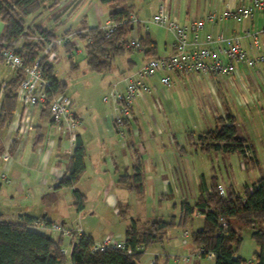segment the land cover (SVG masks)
<instances>
[{"label":"crops","instance_id":"0c3cea01","mask_svg":"<svg viewBox=\"0 0 264 264\" xmlns=\"http://www.w3.org/2000/svg\"><path fill=\"white\" fill-rule=\"evenodd\" d=\"M72 1L59 0L51 5L50 10L58 14L63 5ZM248 1L150 0L148 14L141 19L152 17L159 5H163L165 12L174 17L179 24H188L194 19L205 17L213 10L221 12ZM111 5L117 6L112 9ZM120 10L135 14L132 0L128 2L115 0L110 4L102 3L100 0H75L54 25L57 26L72 17L70 22L77 24L75 26L69 24L62 32L70 30L72 33L83 31V28H100L108 21L110 11ZM135 15L138 19L137 14ZM142 21L138 19L136 23L130 25L125 37L134 35L138 39H148L155 46L154 52L148 54L147 46L140 49H124L116 54L112 58L111 69L99 72L109 74L120 67L116 82L110 90L113 88L123 90V79L133 73L134 68L152 57L169 55L173 50L174 36L171 31L155 24L147 28ZM0 24L2 25L1 22ZM70 28L74 30L71 32ZM263 30L264 11H256L251 17H244L240 21L233 19H223L215 23L207 21L199 31L198 39L202 41L204 35L208 33L212 38L219 35L223 38H237L246 55L254 58L264 52ZM247 32L250 34L256 32L258 48L253 44L252 36L246 35ZM2 66L4 67V64L0 63V68ZM255 69L259 71V75L254 72ZM0 71L2 75V69ZM12 76L13 71L8 77L0 76V84H5ZM161 76V73H156L149 77L148 84L152 91L143 92L144 94L135 98L133 116L124 127L123 135L119 133L112 120L115 114V104L112 101L113 109L103 112L98 118L90 112L85 115L79 110L72 111L80 121L75 135L81 139L85 151L84 173L72 189L56 188V185L59 178L67 173L74 147L73 139L53 125L49 117L43 115L41 109L36 108L29 114L32 118L31 125L22 131L18 126L23 109L19 107L18 102L11 122L0 127V151L9 153L6 162L2 160L0 154V172L5 168L7 176L6 182L0 178V216L4 219H11L19 214L45 217L61 223L66 229H80L76 231V235L87 234L92 237L94 243H101L106 237L123 241L124 231L130 219L137 220L138 225L144 228L152 219L177 216L182 201L193 203L202 194V187L193 181L192 168L186 158L184 137L188 131H185V109H175L176 104L171 97L172 89L161 83ZM169 76L171 84H174L186 75L170 73ZM204 81L216 99L217 91H222L225 96L222 100H227L225 94L228 93H224L223 90L231 88L237 104H252L251 93L254 96L255 88L259 94L253 101L258 102L264 97L262 88L264 64L247 67L243 63L235 62L234 72L230 76L195 73L191 78L197 89L200 86L205 87ZM66 91L65 89L68 95ZM152 92L160 96L167 109H146L157 100L150 96ZM238 94L242 95V100L238 99ZM246 97L250 98V102L246 101ZM223 113L224 115L219 116L228 115L225 109ZM188 141L190 144L193 142L189 139ZM193 149L196 152H207L194 146ZM251 150L253 160L259 163L256 151L253 147ZM136 162H139L142 173V189L139 195L131 182H118L119 176L131 174ZM202 180L206 190L213 181L223 188L228 185L216 182L213 178L208 182V178L204 176H201ZM230 187L232 186L229 184L227 188ZM73 190L83 195V208L79 211L75 208ZM119 204L126 208L124 216L119 214ZM203 218L202 214L197 215L193 212L192 220L184 228L175 226L167 229L162 241L146 248L136 264H214V256L195 255L198 247L191 242L189 236L191 231L202 226ZM37 225L33 227L35 230L49 233L42 222H37ZM58 235L55 233L54 239ZM65 242L70 244V237L62 235V246ZM252 264H256V261L254 260Z\"/></svg>","mask_w":264,"mask_h":264},{"label":"trees","instance_id":"16d2710c","mask_svg":"<svg viewBox=\"0 0 264 264\" xmlns=\"http://www.w3.org/2000/svg\"><path fill=\"white\" fill-rule=\"evenodd\" d=\"M114 1L100 0L107 4ZM43 6L44 0H0V22L2 23L0 42L2 40L4 42L0 46L13 48L23 54L26 64H32L41 54L44 41L56 39V34L52 30L37 27L40 35L36 41L22 40L24 35L27 36V31L24 29L25 18L41 10ZM127 13L126 10L110 11L108 18L117 21L125 17ZM128 28L129 24H126L116 29L108 38H105L102 30L97 27L83 28V31L73 33V37L84 41L85 63L88 70L99 73L111 69L112 58L125 49L119 44V40L126 35ZM64 33L69 35L70 30ZM139 42L141 47L148 46L146 51L148 54H153L155 46L148 39L139 38ZM74 46L67 41L62 47L70 53ZM56 47L54 46L53 49L56 50ZM0 63H2L1 59ZM41 63L50 80L51 93L47 101L36 109H41L43 115L49 117L51 96L65 93L66 83L54 76L53 65L45 62V55ZM71 66L76 68L73 63ZM13 73L14 75L5 82L3 87L0 100V127L11 122L18 103L16 89L23 78V72L18 70ZM128 122H125V126ZM214 122V128L198 134L188 132L187 137L193 141L194 147L207 152L213 150L223 154L237 153L245 159H253L252 147L246 144V139L239 133L238 125L232 115L217 116ZM84 156L81 139L75 135L67 173L59 178L56 188L72 189L79 182L85 170ZM128 181L134 184L136 193L141 194L142 173L139 162L134 164L131 174L118 178V182L121 183ZM203 185L202 180V194L193 203L181 202L177 216L152 219L144 228L138 225L137 220L130 219L124 231L123 249L107 247L102 251H93L92 247L95 243L90 235L72 233L70 264H136L146 248L162 241L167 229L175 226L184 228L192 220L194 211L204 216L202 226L189 234L191 242L203 250L201 256H207L211 252L214 256V264H247L248 262L238 254L242 242L240 229L247 226L253 228L256 222L264 219V174L250 185L244 184L239 192L230 187L221 195L219 186L214 181L208 190ZM72 196L76 210H81L83 195L73 190ZM118 207L119 214L124 216L126 208L120 204ZM219 218L224 219L227 224V231L224 234L220 230ZM37 222H42L49 233H40L35 230L33 227L38 226ZM53 223L55 222L45 217L26 214H19L11 219L0 216V264H64L66 258L62 248V234L55 239L52 237L50 227ZM250 234L258 246V250L253 252V259L256 264H264V230L258 228L251 230Z\"/></svg>","mask_w":264,"mask_h":264},{"label":"built area","instance_id":"2783aa9c","mask_svg":"<svg viewBox=\"0 0 264 264\" xmlns=\"http://www.w3.org/2000/svg\"><path fill=\"white\" fill-rule=\"evenodd\" d=\"M256 11H264V0H249L248 3L240 4L233 8H226L221 12L213 10L205 17L197 18L188 24H179L174 17H170L164 10L163 5H159L157 12L151 17V22L159 27L169 30L173 33V50L169 55L161 57H152L144 62L135 72L126 75L123 79L124 88L118 90L113 88L107 95L102 97L103 102L112 101L115 104V114L113 123L119 129L121 135L124 134L125 122L133 116V103L135 98L142 92H148L150 86L145 79L161 73L160 81L166 86H170L171 79L169 74L192 75L195 73H213L222 76H230L234 72V63L240 62L247 67H254L257 64H264V52L254 58L246 55L237 38H223L221 35L212 38L211 34H205L204 39H198V33L203 28L205 22L215 23L223 19H233L240 21L244 17H251ZM138 21L136 15L128 12L127 15L117 21L108 19L105 25L100 27L105 38L110 37L116 29L126 24L132 25ZM264 32V30H263ZM247 36H252L253 44L258 48L256 32ZM67 41L73 42L74 52H77L76 42L71 40L68 35L62 38H56L50 41H44L42 52L33 61L32 64H26L24 55L18 53L15 49L4 48L0 46V59L2 63L11 71L21 70L23 78L16 89L17 101L23 109L18 128L25 130L31 125L32 118L30 111L43 105L51 93L50 80L45 74L44 66L41 63L45 55V62L53 63L57 59L54 46H63ZM3 40L0 42L2 45ZM119 44L125 49H140V42L134 35L131 37H122ZM4 84H0V98L3 94ZM72 100L66 93L52 95L49 101V120L62 129L74 141L76 129L80 121L71 111ZM4 162L9 159V153H1ZM0 178L7 181L6 170L3 168L0 172ZM219 194H224V189L219 186ZM195 214L201 213L194 211ZM203 215V214H202ZM220 230L224 234L227 231V224L224 219L218 220ZM50 230L57 234L67 235L71 238L72 233L80 229L63 228L59 222L51 225ZM107 247L124 248L123 241H117L115 238L106 237L101 243H95L93 251H102ZM203 250L198 248L195 255L200 256ZM207 256H213L209 252Z\"/></svg>","mask_w":264,"mask_h":264},{"label":"rangeland","instance_id":"374dc122","mask_svg":"<svg viewBox=\"0 0 264 264\" xmlns=\"http://www.w3.org/2000/svg\"><path fill=\"white\" fill-rule=\"evenodd\" d=\"M58 1L59 0H44V6L41 10L25 18L24 29L27 31V36L24 35L22 40L30 42L36 41L40 35L37 27L52 30L56 34V38L66 36L62 31L68 27L69 24L74 26L77 24L70 22L72 17L67 21H62L61 24L57 26H55L54 23L69 9L75 0L63 5L59 10V13L56 14L53 13L50 8L52 4ZM126 1L128 2L130 0ZM149 1L150 0H132L135 14H137L139 20H143L142 22L147 28L153 26L151 17L147 16V18H141L148 14L150 8ZM116 6L117 5H111L110 8L115 9ZM1 29L2 25L0 24V32ZM70 29L71 32L74 30V28ZM76 32L78 31H73L68 36L71 40L76 42L77 52H74L73 49L69 53L62 46H57V59L52 63L53 74L57 79L66 83V92L72 100L71 111L79 110L85 115L90 112L95 118H98L103 112L113 109L111 101L103 102L102 97L107 95L109 90L115 84L120 67L109 74H101L88 70L85 63L86 51L84 49V41L72 36L73 33ZM72 63L76 64V68H72ZM141 65L134 68L132 72H135ZM1 69L2 75L0 76L3 77H8V74L12 72L5 65L4 67L2 66L0 70ZM254 72L259 75L258 70L255 69ZM192 76L193 74L186 75L180 81L170 84V88L172 89L171 97L176 104L175 109H185V131L200 132L214 128V116H219L220 114L224 115L223 110L225 109L226 114L235 117L239 133L246 139L247 145H251L254 148L256 151V158L259 161L258 163L252 158L245 159L237 153L223 154L213 150L210 152H196L193 149V145L189 143L187 137L188 133L186 132L184 137V147L186 149L188 164L192 168L191 174L193 176V181L201 184V176H204L205 178H208V182L213 178L216 182L226 183L228 184L226 185L227 187L230 184L235 191H240L244 183L251 184L260 177V174H264V97H261L258 102L253 101L255 97L258 98L259 94L255 91V88L254 96L251 93L252 104L239 105L234 101L233 90L228 88L227 90H223L224 93H228L225 94L227 100H222L224 96L222 91H217L216 99V96L211 93L206 81H204L205 87L200 86L197 89L191 82ZM148 79L149 77L145 79V82L148 83ZM262 84H264V82H262ZM262 88L264 87L262 86ZM151 91L150 88L149 92ZM238 95V99L242 100V95ZM150 96H153V99L157 100H155V103L149 104L146 109H167L166 104L156 92H152V95ZM246 98V101L250 102V98ZM150 99L152 100L151 97ZM18 105L19 107L21 106L20 104ZM227 187L222 188L227 191ZM258 228L264 230V219L256 222L253 228L247 226L240 229L242 242L238 254L248 262L247 264L253 263V252L258 250V246L252 239L250 232L251 230H256ZM185 230L187 231L188 229L186 228ZM54 234L55 233L52 232L53 238ZM63 236L67 237V235ZM62 248L66 258L64 264H70V244L65 242Z\"/></svg>","mask_w":264,"mask_h":264},{"label":"water","instance_id":"95a60500","mask_svg":"<svg viewBox=\"0 0 264 264\" xmlns=\"http://www.w3.org/2000/svg\"><path fill=\"white\" fill-rule=\"evenodd\" d=\"M49 238V236H47Z\"/></svg>","mask_w":264,"mask_h":264}]
</instances>
